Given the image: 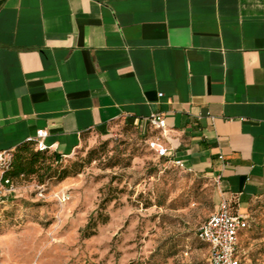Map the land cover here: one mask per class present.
I'll return each instance as SVG.
<instances>
[{"label": "crops", "instance_id": "crops-1", "mask_svg": "<svg viewBox=\"0 0 264 264\" xmlns=\"http://www.w3.org/2000/svg\"><path fill=\"white\" fill-rule=\"evenodd\" d=\"M121 121L245 216L264 194V0H0V154L45 130L69 157Z\"/></svg>", "mask_w": 264, "mask_h": 264}, {"label": "rangeland", "instance_id": "rangeland-1", "mask_svg": "<svg viewBox=\"0 0 264 264\" xmlns=\"http://www.w3.org/2000/svg\"><path fill=\"white\" fill-rule=\"evenodd\" d=\"M152 136L121 121L85 139L42 186L17 182L0 206V264H208L196 236L219 202L214 179L157 159ZM66 194L61 204L57 196ZM238 239L241 264H264V194ZM92 221L94 235L82 231Z\"/></svg>", "mask_w": 264, "mask_h": 264}, {"label": "built area", "instance_id": "built-area-1", "mask_svg": "<svg viewBox=\"0 0 264 264\" xmlns=\"http://www.w3.org/2000/svg\"><path fill=\"white\" fill-rule=\"evenodd\" d=\"M161 96V94H160ZM149 125L154 129L164 132L166 124L160 114H152L148 118ZM47 136L45 130H39L36 134L35 149L41 152L49 150L43 140ZM155 156L157 159H167L168 149L159 143L156 139L153 143ZM12 156L8 153L0 154V206L4 205L8 198H12L16 193V187L9 179L5 177L8 171ZM169 164L182 168L183 165L178 162L167 160ZM218 180L216 183L218 184ZM61 204L69 201L66 194L57 196ZM247 227V217L230 212V204L222 199L216 211L212 213L199 226L196 236L197 239L205 244L209 250L208 264H241L237 256L238 234Z\"/></svg>", "mask_w": 264, "mask_h": 264}, {"label": "trees", "instance_id": "trees-1", "mask_svg": "<svg viewBox=\"0 0 264 264\" xmlns=\"http://www.w3.org/2000/svg\"><path fill=\"white\" fill-rule=\"evenodd\" d=\"M63 158L66 157L57 152H50L49 150L44 152L38 151L35 149V141L27 140L25 143L17 146L12 153L11 162L8 171L5 173V177L9 179L14 186H16L17 182L28 179L34 180L37 185L42 186L47 180L56 177L57 169L55 166L59 165ZM160 160L164 159L161 158ZM236 209L237 203L232 202L230 204V212L236 214ZM247 227L239 232L238 239ZM94 229L95 224H92V221H90L82 231V237L90 238L95 233Z\"/></svg>", "mask_w": 264, "mask_h": 264}]
</instances>
